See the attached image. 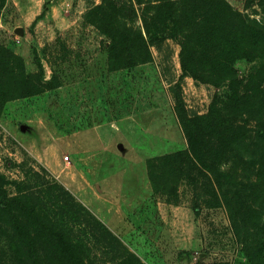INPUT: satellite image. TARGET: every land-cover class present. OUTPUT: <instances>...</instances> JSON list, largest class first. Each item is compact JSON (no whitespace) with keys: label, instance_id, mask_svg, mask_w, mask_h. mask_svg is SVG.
<instances>
[{"label":"rangeland","instance_id":"1","mask_svg":"<svg viewBox=\"0 0 264 264\" xmlns=\"http://www.w3.org/2000/svg\"><path fill=\"white\" fill-rule=\"evenodd\" d=\"M227 1L262 20L259 0ZM99 3L6 1L0 43L57 87L0 112V175L68 190L113 236L86 238L99 264L127 254L144 264H245L222 207L187 182L173 197L154 194L146 168L186 148L177 96L188 116L203 115L225 87L179 81L180 49L171 40L151 46L150 64L108 72V41L84 21ZM262 63L237 62L238 79L245 83Z\"/></svg>","mask_w":264,"mask_h":264},{"label":"trees","instance_id":"2","mask_svg":"<svg viewBox=\"0 0 264 264\" xmlns=\"http://www.w3.org/2000/svg\"><path fill=\"white\" fill-rule=\"evenodd\" d=\"M258 6L261 21L227 0H100L84 17L108 41L110 73L150 64L151 46L171 40L180 49L179 81L225 87L203 115L188 116L177 96L186 148L150 159L146 168L154 194L173 197L187 182L222 207L245 264H264V0ZM256 60L263 63L243 83L235 64ZM56 87L40 66L28 72L23 58L0 43V112ZM89 235L113 239L64 187L37 189L0 175V264H99ZM109 264L144 263L127 254Z\"/></svg>","mask_w":264,"mask_h":264},{"label":"crops","instance_id":"3","mask_svg":"<svg viewBox=\"0 0 264 264\" xmlns=\"http://www.w3.org/2000/svg\"><path fill=\"white\" fill-rule=\"evenodd\" d=\"M148 65V64H147ZM142 66H145V65H142ZM141 66V67H142ZM138 67H140V66H138ZM180 76H181V71L179 72V75H178V80H179V78H180ZM177 80V81H178ZM189 81H192L193 82V80L191 79V78H189V77H184L183 79H182V82H185V83H189Z\"/></svg>","mask_w":264,"mask_h":264},{"label":"built area","instance_id":"4","mask_svg":"<svg viewBox=\"0 0 264 264\" xmlns=\"http://www.w3.org/2000/svg\"><path fill=\"white\" fill-rule=\"evenodd\" d=\"M68 158L66 157L65 160H67Z\"/></svg>","mask_w":264,"mask_h":264},{"label":"water","instance_id":"5","mask_svg":"<svg viewBox=\"0 0 264 264\" xmlns=\"http://www.w3.org/2000/svg\"><path fill=\"white\" fill-rule=\"evenodd\" d=\"M49 0H46V2H48Z\"/></svg>","mask_w":264,"mask_h":264}]
</instances>
